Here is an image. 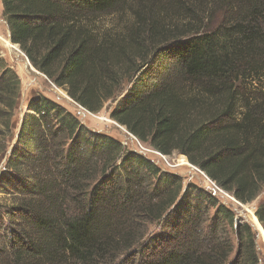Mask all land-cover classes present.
Masks as SVG:
<instances>
[{
  "label": "trees",
  "instance_id": "obj_1",
  "mask_svg": "<svg viewBox=\"0 0 264 264\" xmlns=\"http://www.w3.org/2000/svg\"><path fill=\"white\" fill-rule=\"evenodd\" d=\"M1 2L11 42L83 109L111 101L140 142L242 204L262 194L264 0ZM126 10L117 29L98 28ZM20 90L0 56V264H260L255 231L213 192L48 98L28 103L7 147ZM254 215L264 230V197Z\"/></svg>",
  "mask_w": 264,
  "mask_h": 264
},
{
  "label": "rangeland",
  "instance_id": "obj_2",
  "mask_svg": "<svg viewBox=\"0 0 264 264\" xmlns=\"http://www.w3.org/2000/svg\"><path fill=\"white\" fill-rule=\"evenodd\" d=\"M3 7L0 0V56L4 58L8 67H10L18 77L20 82V99L17 107L13 110V116L9 114L12 133L7 137L6 146L9 147L15 139L16 129L18 127L23 114L27 111L28 103L37 96H43L52 100L64 107L67 112L72 114L77 120L89 130L94 132L105 133L114 139L119 140L124 148H129L133 151L146 156L152 160L162 170L168 171L175 176L182 178L183 183L196 184L213 194L235 214L236 224L249 223L257 235V250L260 257V264H264V233L258 225L257 218L254 215L257 203L264 197V190L259 198L250 204H242L235 200L230 193H227L218 188L206 175L197 167L191 165L187 158L174 152L171 155H162L151 148L147 143L140 142L132 136L124 126L110 117V110L114 103L109 101L104 108L98 113H90L75 103L67 94L65 89L56 86L44 74L38 72L31 65L29 59L21 51L19 45L14 44L10 40L9 30L3 19ZM131 18L127 10L124 13L105 16L98 22V28L102 30L117 29L123 19ZM217 23V22H215ZM214 23V24H215ZM7 128L0 122V142L5 141L4 134ZM4 132V134H3ZM9 149L5 153L0 154V177L6 166V156ZM3 202V197L0 195V204ZM0 207V214H1ZM231 240L237 248V235L234 231H229Z\"/></svg>",
  "mask_w": 264,
  "mask_h": 264
},
{
  "label": "bare ground",
  "instance_id": "obj_3",
  "mask_svg": "<svg viewBox=\"0 0 264 264\" xmlns=\"http://www.w3.org/2000/svg\"><path fill=\"white\" fill-rule=\"evenodd\" d=\"M258 225L260 226L261 230L263 231V229H262V227H261V224H260V223H258ZM263 233H264V231H263Z\"/></svg>",
  "mask_w": 264,
  "mask_h": 264
}]
</instances>
